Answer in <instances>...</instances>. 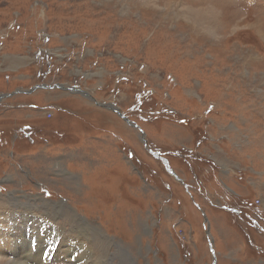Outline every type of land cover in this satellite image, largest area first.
<instances>
[{
  "label": "rangeland",
  "instance_id": "rangeland-1",
  "mask_svg": "<svg viewBox=\"0 0 264 264\" xmlns=\"http://www.w3.org/2000/svg\"><path fill=\"white\" fill-rule=\"evenodd\" d=\"M205 2L0 0V93L32 86L43 60L49 82L81 85L140 126L60 88L1 100L5 257L215 264L213 239L217 264H264V0H211L218 32L190 18Z\"/></svg>",
  "mask_w": 264,
  "mask_h": 264
},
{
  "label": "water",
  "instance_id": "water-1",
  "mask_svg": "<svg viewBox=\"0 0 264 264\" xmlns=\"http://www.w3.org/2000/svg\"><path fill=\"white\" fill-rule=\"evenodd\" d=\"M41 88H47V89H52V88H60L62 90H66L70 93H79L82 94L83 96L91 99L96 105L113 110L115 112H117L122 118H124L130 125L132 126H136L138 128H140V126L137 124V122H135L134 120H132L127 114H125L121 107L116 104L113 101H102V100H98L97 97L91 92L89 91V89L84 88L81 85H77V84H69L67 82H55V83H47V82H42V83H37L29 88H24V87H18L12 91L9 92H1L0 93V101L4 100L8 97H13L17 94H31L36 92L38 89ZM142 129V128H141ZM146 132L142 129L141 130V136L144 137L145 141L147 142V147L149 152L155 156V158H160L161 160H163L164 165L166 170L172 174L173 176H175L178 180H180L183 184L186 185V188L189 190V186L188 184L185 183V180H183L182 178H180V176L178 175V173L175 171V169L172 167L170 160L164 156H160L159 154L155 153L152 148L149 146L148 144V140L145 137ZM205 224H206V219H205ZM213 239H210L209 241V247L212 251V255H213V259H214V263L217 264V255L215 253V249H214V245H213Z\"/></svg>",
  "mask_w": 264,
  "mask_h": 264
},
{
  "label": "bare ground",
  "instance_id": "bare-ground-1",
  "mask_svg": "<svg viewBox=\"0 0 264 264\" xmlns=\"http://www.w3.org/2000/svg\"><path fill=\"white\" fill-rule=\"evenodd\" d=\"M228 2V1H227ZM205 3H210V4H208L207 6L205 5V8H203L202 10H192V11H189V14H190V18H191V20H194V19H196V20H198L199 22H200V24L201 25H204V26H209L210 28H212L213 30H215L214 29V26H212V25H209V24H213L212 23V19H213V16L215 15V17H217V11H215V10H217L215 7H213L211 4H213V3H211V0H207V2H205ZM234 3V2H233ZM247 4V0H241V3H240V5H239V8H243V6H244V4ZM217 4H218V2H217ZM194 22V21H193ZM195 23V22H194ZM203 26V27H204ZM216 27V26H215ZM204 28H206V27H204ZM217 28V27H216ZM218 29V28H217ZM216 32H218V30H215ZM39 91H41V89L40 90H37L36 91V93L37 92H39ZM35 93V92H34ZM51 92H49V94H50ZM72 94H75V95H77V94H79V93H72ZM80 95H82V94H80ZM143 140H144V137H143ZM39 201V200H38ZM35 204V203H34ZM11 213V212H10ZM35 217V216H34ZM32 223V222H31ZM30 223V224H31ZM34 224H36V222H33ZM32 223V224H33ZM50 223H52V222H50ZM36 228H38L39 226L36 224V226H35ZM40 235V237L42 236L41 234H39ZM51 236V235H50ZM49 236V237H50ZM48 237V236H47ZM3 238H10L9 240H5V241H1ZM13 239H14V236L12 237V236H5V235H2V236H0V264H26V263H24V262H20L19 260H12V259H9L8 257H5V253L4 252H2L4 249H6V247L4 246V242H8V243H11L12 241H13ZM41 241V240H40ZM24 242V241H23ZM54 242V241H53ZM13 243H15V241L13 242ZM77 243V242H76ZM76 243H71L70 242V248H66L65 249V257L66 256H68V254L67 253H69L70 251L69 250H72L73 252L74 251H76V246H77V244ZM32 244V243H31ZM23 245H24V250L23 251H26V250H28V246L25 244V243H23ZM30 247V246H29ZM21 248V247H20ZM23 249V248H22ZM15 251V250H14ZM73 252H72V255H73ZM17 254V253H16ZM16 254H12L13 256H16ZM30 254H32V252H30ZM30 254H29V256H30ZM33 254H36V255H38L37 254V252H35V253H33ZM10 256V255H9ZM35 256V255H34ZM42 256H43V254H42ZM26 257V256H25ZM17 258V257H16ZM48 258V257H47ZM85 258V257H84ZM89 258V257H88ZM21 259V258H20ZM28 259V258H27ZM30 259V258H29ZM37 259V258H36ZM78 259L79 260H81V259H83V256H80L79 255V257H78ZM86 259V258H85ZM94 259V258H93ZM123 259V258H122ZM33 260V259H32ZM106 262V261H105ZM104 262V263H105ZM36 263H38V264H43L44 262H42V259H41V254L40 255H38V262H36ZM76 263V262H75ZM85 263V262H84ZM32 264V263H31ZM77 264V263H76ZM81 264H83V263H81ZM87 264V263H86Z\"/></svg>",
  "mask_w": 264,
  "mask_h": 264
},
{
  "label": "crops",
  "instance_id": "crops-1",
  "mask_svg": "<svg viewBox=\"0 0 264 264\" xmlns=\"http://www.w3.org/2000/svg\"><path fill=\"white\" fill-rule=\"evenodd\" d=\"M47 50H50L51 48H49V47H47L46 48ZM45 49V50H46ZM44 61L42 60V63H43ZM37 63H39V60H35L34 61V64L36 65ZM41 63V64H42ZM41 64H39V66H38V68L40 67V65ZM43 65V64H42ZM47 66H48V69H47V74L45 75V74H43V76L42 77H38V78H36V76H37V72H38V68L36 69V70H34V71H32V73H30L31 74V76L33 77V78H36L37 79V81L36 82H34L35 84H37V83H42V82H47V83H55V82H61V81H52V82H49V80H55L53 77H51L50 75H53V74H55V73H53V70L55 69L54 68V64H52V63H50V64H47ZM43 67V66H42ZM46 67V66H45ZM58 73V72H57ZM11 81V80H10ZM33 82L32 83H29V84H31L32 86L33 85H35V84H33ZM21 85H28V84H26V83H24V84H21ZM22 87V86H21ZM31 87V86H30ZM18 88V87H17ZM25 88H29V87H25ZM16 89V88H15ZM38 90H40V89H38ZM41 90H42V92L40 93V94H36V95H34V96H36V98H40L41 97V95H42V97H44V98H46L47 97V94H49V91L51 92V91H55L56 92V90H51V89H47V88H41ZM9 92V91H8ZM54 92V93H55ZM58 93H60V90H58V92L56 93V94H58ZM33 93H31L30 95H32ZM51 94H53V93H51ZM77 97H79V96H77ZM43 99V98H42ZM73 108H65V110H67L66 112H70V115H73L74 113L72 112L73 110H72ZM224 168V167H223ZM219 176V175H218ZM234 204V203H233ZM248 204V203H247ZM213 205L216 207L217 206V208H223L225 211H230V212H233V213H237V214H239L240 213V209H241V205H238V206H234V205H232V203H229V202H226V200H223L221 203H217V205H216V203L214 202L213 203ZM249 206H251L250 205V203L248 204ZM239 216H241V214H239Z\"/></svg>",
  "mask_w": 264,
  "mask_h": 264
},
{
  "label": "trees",
  "instance_id": "trees-1",
  "mask_svg": "<svg viewBox=\"0 0 264 264\" xmlns=\"http://www.w3.org/2000/svg\"><path fill=\"white\" fill-rule=\"evenodd\" d=\"M47 69H48V66L46 65V67H44V68H42V64L40 65V67L37 69L38 70V72H37V76L40 78V77H42L43 76V74H47ZM56 70H58V68L56 69ZM73 112V111H72ZM82 111H80V110H74V112L73 113H76L77 115H78V113H81ZM82 117H87L86 115L85 116H82ZM78 118H80V117H78ZM89 119H87V121H88V123H90V121H91V118L90 117H88ZM18 127H21V126H18ZM24 129V128H23ZM25 130V129H24ZM52 130H54L55 131V133H57L58 131H59V128H57V127H51L50 128V131H52ZM24 134V133H23ZM22 135V134H21ZM2 141V140H1Z\"/></svg>",
  "mask_w": 264,
  "mask_h": 264
},
{
  "label": "flooded vegetation",
  "instance_id": "flooded-vegetation-1",
  "mask_svg": "<svg viewBox=\"0 0 264 264\" xmlns=\"http://www.w3.org/2000/svg\"><path fill=\"white\" fill-rule=\"evenodd\" d=\"M42 49H46L45 47H42ZM110 101V100H109ZM117 104V103H116ZM121 107V106H120ZM125 113V112H124ZM126 114V113H125ZM128 115V114H127ZM129 116V115H128ZM130 117V116H129ZM131 118V117H130ZM131 119H133V118H131ZM152 150L155 152V153H157V154H159L160 156H166V157H168V154L167 153H163L162 151H157V149L156 148H152ZM154 156V155H153ZM155 157V156H154ZM156 159H158V160H160L161 161V163H162V165H164V162H163V160H161L160 158H156ZM187 161V163L189 164V165H191V160L189 159H187L186 160ZM164 167H165V165H164ZM192 171H193V168L191 169ZM175 171L178 173V171H177V169H175ZM179 174V173H178ZM193 188H194V186H192ZM195 189V188H194ZM196 190V189H195Z\"/></svg>",
  "mask_w": 264,
  "mask_h": 264
},
{
  "label": "built area",
  "instance_id": "built-area-1",
  "mask_svg": "<svg viewBox=\"0 0 264 264\" xmlns=\"http://www.w3.org/2000/svg\"><path fill=\"white\" fill-rule=\"evenodd\" d=\"M47 115H48V117H51V116L53 115V112H51V111H47ZM259 202H260V200L257 199V200H256V203L258 204Z\"/></svg>",
  "mask_w": 264,
  "mask_h": 264
}]
</instances>
